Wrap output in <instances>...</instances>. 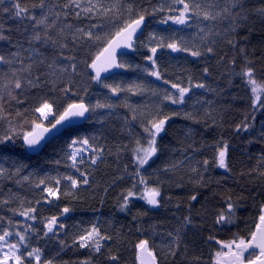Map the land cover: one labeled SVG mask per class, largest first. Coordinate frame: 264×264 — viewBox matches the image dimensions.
Segmentation results:
<instances>
[{
	"label": "trees",
	"instance_id": "16d2710c",
	"mask_svg": "<svg viewBox=\"0 0 264 264\" xmlns=\"http://www.w3.org/2000/svg\"><path fill=\"white\" fill-rule=\"evenodd\" d=\"M19 2L32 10L39 0ZM63 2L59 0L60 4ZM159 2L137 0L135 6L151 11ZM46 3L56 4L57 0H46ZM8 4L9 0H5L4 6ZM225 7L231 11L227 0H219L217 8L222 10ZM243 7L246 19L236 24L223 18L200 23L199 26L205 27L206 31L211 29L213 33H219L211 37L215 40L211 45L214 54L192 57L188 53H171L168 50L158 52L157 56L163 57L158 60L163 77L160 80L143 71L145 67H150L144 59L148 55L147 49L140 47L136 52L122 56L120 60L133 65V68H125L122 73L104 81L125 88L141 84L148 90L143 94H138V90L121 92L119 96L112 95L108 89L89 79L91 70L80 63L85 59L86 52L83 48L76 49L70 38L63 41L69 45L66 49L53 47L50 42L47 45L42 42L29 44L26 37L32 34L31 25H26L28 31L22 35L17 29L22 30L24 24L9 19L10 13L0 14V21L5 27L4 35L9 38L0 41V54L16 52L18 48L13 45L19 41L23 45L19 51L25 63H29L27 58L34 55L25 49L38 48L46 63L63 52L64 56L77 57V67L81 73L63 77L66 81H75L78 93L75 97H63L59 92V87L63 85H59L55 92H49L50 85H47L43 89H31L25 93L27 99L23 104L13 102L12 106L6 105L13 112L17 108H28L24 114L28 122L23 125L24 130L29 128L32 120L38 118V114L32 111L36 105L33 98L36 93L49 99L57 98L61 106L72 99L78 101L83 98L86 103L94 104L97 100L105 102L106 97L110 98L108 102L115 105L112 109H98L96 113L90 114L84 125L66 130L50 141L38 155H29L20 138H15L14 145L0 146V153H3L0 155V167L6 170L3 177H0V201L9 200L7 204L0 203V217L6 218L0 226H7V219H12L14 223H32L43 232L42 218L57 215L59 223L65 227L58 229L55 237L49 240L33 236L30 241L31 246L42 249L41 264H44L45 259H52L53 264H82L88 260L90 264H137L135 245L141 240L148 241L159 264H213L218 246L208 242L210 235L222 241L231 239L235 234L246 235L257 222L261 206L264 205V176L260 175L264 172V137H261L264 132V109L253 110L250 89L245 86V80L239 73L250 66L254 69L257 84L264 85V15L259 14V10L264 8V0H245ZM35 11L39 13V9ZM159 19L160 15L147 18L148 27L140 37L141 40L146 39L151 31L168 34L177 29L178 35L200 46V36L203 34L199 33L196 21L192 22L191 27H183L160 25L157 23ZM66 22L86 26L101 21L89 22L69 17ZM103 23L107 31H115L107 20ZM61 26L58 22L57 28ZM57 28L49 33L54 38L57 36ZM230 40L233 44L228 42ZM95 50L96 46L90 49L91 52ZM60 62L65 66L67 64L62 57ZM136 65H140V68H135ZM16 66L19 67V64ZM204 68L208 69L207 73ZM38 70L48 71L43 65ZM33 71L37 69L34 67ZM189 77L194 84L204 83L206 87L193 88L185 97L184 105L159 103V98L152 95V90L161 94L165 88L173 93L176 91L170 83L165 84L164 80L187 86ZM6 82V79L0 78V84ZM16 93L20 95V90H16ZM261 102H264V93L261 94ZM186 113L192 118H186ZM133 115L137 119L133 120ZM146 115L172 117L163 135L157 138L158 151L155 158L139 170L149 186L160 188V205L149 207L145 201L134 198L128 209L121 211V194L135 180L131 174L136 169L133 153L136 140L139 139L142 144L145 142L141 123ZM245 123L250 125L249 131L237 133L236 126ZM45 125L49 126L48 122ZM16 128L18 132L22 131L19 125ZM6 130L7 123H0V134ZM85 136L90 138L94 146L104 149L96 165H91L87 158L80 165L81 171L88 173L89 184L74 189L75 198L62 196L52 204L42 202L37 207L36 221H27L18 214L14 215L12 209L22 210L21 204L29 207L30 201L34 203L41 198V190L35 187L40 179L65 174L79 176V173L68 167L70 161H67L65 153L71 151L67 146L72 139ZM91 137L96 139L92 140ZM223 142L229 146L227 170L215 164L216 147ZM205 159L209 161L207 170L202 165ZM21 164L24 167L17 174L16 168ZM201 174L203 179L199 180ZM25 177L28 179L25 180ZM66 185V181L62 183L61 192ZM192 195H196L197 199L191 200ZM229 199L235 206L234 223L226 226L215 224L217 213ZM65 206L73 210L59 216ZM186 218L191 222L187 223ZM92 225L99 227L101 234L112 237L111 240L101 242L99 253L73 244V239ZM60 240L65 241L63 249ZM170 250H175V257L170 255ZM113 255L118 258L116 261L109 258Z\"/></svg>",
	"mask_w": 264,
	"mask_h": 264
},
{
	"label": "snow or ice",
	"instance_id": "6c2138e0",
	"mask_svg": "<svg viewBox=\"0 0 264 264\" xmlns=\"http://www.w3.org/2000/svg\"><path fill=\"white\" fill-rule=\"evenodd\" d=\"M137 0H64L62 4L57 0L56 4H48L46 0H39V3L33 6L30 10L23 7L19 0H9V4L5 7V0H0V14L10 13L9 19H15L24 24L25 27L17 29L27 32L26 25L32 27V34L26 37L29 44L33 42H42L44 45L52 44L53 47L66 49L68 43L63 42L71 39L76 49L83 48L86 52L84 60L80 61L87 69L91 70L89 79L103 88L108 89L114 96H119L121 92H134L138 90V94H143L148 90L144 85L135 84L129 87H121L106 83L102 79V73H108L112 69L133 68V65L121 61L117 57L118 49H127L136 52L140 47L147 49L148 55L144 57L149 62L150 67L143 69L147 75L162 79L160 65L158 60L163 57H158L157 53L161 50H168L171 53H188L192 57H201L207 54H214V48L211 46L215 40L211 39L213 33L211 29L205 30V27H200L202 21H216L217 19H230L233 24L246 19L244 13L245 0H227L231 6V11L228 7L222 10L217 8L219 0H160L159 5L153 7L151 11L146 8L136 7ZM167 5V7H165ZM59 7V11H57ZM39 9V13L35 11ZM226 14V15H225ZM259 14L264 15V8L259 10ZM160 15L157 21L160 25H177L183 27H191L192 22L196 21L199 28L200 46L191 44L189 40L177 34L178 30L173 29L171 33L151 31L147 34L146 39L141 40L144 35V30L148 27L146 23L149 16L155 17ZM69 17L75 20H99L100 23H88L86 26L74 25L66 22ZM51 18V19H50ZM115 28L114 32L106 30V25L103 21ZM58 22L62 25L57 28ZM53 28H57V36L54 38L49 33ZM41 29L43 30L41 32ZM234 30V29H233ZM4 23L0 21V41L8 40L4 35ZM11 43V41H9ZM233 44V41H228ZM13 46L17 47L16 52L9 51L7 55L0 54V78L6 79V83L0 84V123H7V130L0 134V146L8 147L14 145L15 138H20L23 144L30 149H35L40 146L41 141L45 139L46 134L53 130L59 131V128L65 124L71 123L74 119L87 118L86 114L96 113L98 109H112L114 104L108 102L110 98H105V102L97 100L94 104L86 103L83 98L78 101L72 99L64 105L58 103L57 98H46L45 95L36 93L33 98L36 100L35 107L32 108L34 114H38V118L30 122L27 130L23 129V125L28 123L24 119V114L28 108L15 109L13 112L10 107L13 102L15 104H23L27 99V95L31 89H43L50 85L49 92L57 91L63 97H75L78 93L75 90L74 80H64L65 75L75 76L81 75L77 67V57L75 55L64 56L63 52L59 56L53 58L51 62L46 63L43 53L38 48L25 49L31 51L34 55L27 59L29 63H25L22 58V53L19 48L23 45L19 41ZM96 46V50L91 52L90 49ZM201 48L203 51H201ZM36 57H39L38 59ZM61 57L67 62L66 66L62 65ZM232 63H235L232 61ZM19 64V67L16 65ZM45 66L48 71H39V66ZM34 67L37 71H33ZM135 68H140L136 65ZM207 73L208 69L204 68ZM239 75L245 80V86L249 87L252 99V107L254 111L264 109V102H261V94L264 93V85H258L254 76V69L246 66ZM10 77V78H9ZM43 77V79H42ZM165 84H171V88L176 91L173 93L167 88L163 93L152 90V95L159 98V103L169 102L172 105H184L185 97L192 91L193 88H205L204 83H193L191 77L188 78L187 86H181L180 83H171L164 80ZM16 90H20V95H17ZM23 96V98H21ZM7 97V98H6ZM259 105V108H257ZM127 106V105H126ZM131 108V106H128ZM134 111V109H133ZM179 113H173L178 115ZM13 117L16 119L14 120ZM49 117H52L49 120ZM186 118H192L190 114H185ZM172 117L165 115L162 118H157L155 115H146L141 123L143 133L145 134V142L142 144L139 139L136 140V147L133 149L134 162L136 165L135 171L131 174L135 177L131 187L121 194L120 210L128 209L129 204L134 198H139L145 201L152 207L160 205L161 191L157 186H149L147 180L141 175L140 169L149 163L158 151L157 138L165 131V126ZM133 120L137 119L135 115ZM39 120V122H37ZM48 122L49 126L45 125ZM16 125H19L22 131L18 132ZM250 125L245 123L237 125L235 131L237 133L243 131L248 132ZM264 137V132L261 133ZM95 140L96 137H91ZM66 152V159L70 161L68 167L74 169L79 176L72 174L50 176L40 179L35 187L41 190V198L33 202H29L31 206L24 207L21 204L22 210L12 209L13 214H18L24 217L27 221H36L38 219L37 207L41 203L52 204L54 201H59L61 197H74V189L79 188L82 184L88 185V173L81 171L80 165L87 160L91 165H96L97 161L102 158L104 149L94 146L90 143V138L77 137L70 141ZM228 143L223 142L218 144L215 152V164L222 169H228ZM87 154V156H86ZM3 155V153H0ZM59 163V161H57ZM209 161L205 159L202 162L203 167L207 170ZM23 164L16 168L17 174L20 172ZM5 169L0 167V177H3ZM197 171V169H193ZM264 176V172L260 173ZM25 180L28 177L24 178ZM199 180L203 179L202 174L198 176ZM67 182L65 190L61 192V185ZM197 196L192 195L191 200H196ZM2 204L9 203L5 199L0 201ZM73 209L65 206L60 210L59 216H64L70 213ZM6 218L0 217V225ZM235 206L231 200L225 201V207L220 210L215 219V224L226 226L234 223ZM186 222L190 223V219L186 218ZM44 231L34 227L32 223L22 224L14 223L12 219H7V226H0V264H41L43 256L40 247L31 246L30 241L33 236L38 238H48L57 235V230H62L65 225L59 223V217L52 215L44 217L41 220ZM22 229V230H21ZM49 234H52L50 237ZM112 237L101 234L99 227L92 225L90 229L85 230L78 237L73 239V244L79 248H90L93 252L99 253L102 248V241L111 240ZM178 239V238H177ZM209 243H215L218 247L214 252L213 264H264V205L261 206L257 222L247 232L246 235L235 234L227 241L216 239L215 236L207 238ZM61 248L65 247V241L60 240ZM138 249L139 264H158V257L148 247L147 240H141L135 245ZM170 255L175 257V250H170ZM112 261H116V256L109 257ZM44 264H53L52 259H45ZM82 264H90V260L82 262Z\"/></svg>",
	"mask_w": 264,
	"mask_h": 264
},
{
	"label": "water",
	"instance_id": "95a60500",
	"mask_svg": "<svg viewBox=\"0 0 264 264\" xmlns=\"http://www.w3.org/2000/svg\"><path fill=\"white\" fill-rule=\"evenodd\" d=\"M146 23H147V21H146ZM144 31H145V30H144ZM131 52H132L131 50H127V49H123V48L118 49V50H117V57H118V59L120 60V58H121L123 55H128V54H130ZM122 71H123L122 69H112V70H111L110 72H108V73H102V79H103V80L109 79V78H111V77H113V76H115V75H118V74L122 73ZM89 116H90V114H86V117H87V118L74 119V120L71 121V123H69V124H65L63 127L59 128V131H57V130H53L51 133L46 134L45 139H44L43 141H41L40 146H38V147L35 148V149L27 148V147L23 144L25 150H26L27 153H28L29 155H31V156L38 155V154L43 150V148H44V147H45L50 141H52L54 138H57V137L61 136L66 130H68V129H70V128H75V127H79V126L84 125V124L88 121ZM163 133H164V132H162V133L160 134V136H162ZM160 136H159V137H160ZM155 156H156V155H155ZM155 156H154L152 159H154ZM149 206H150V205H149ZM150 207H152V206H150ZM148 247H149V245H148ZM149 248H150V247H149ZM137 260H138V264H139V259H138V249H137ZM158 264H159V263H158Z\"/></svg>",
	"mask_w": 264,
	"mask_h": 264
},
{
	"label": "rangeland",
	"instance_id": "374dc122",
	"mask_svg": "<svg viewBox=\"0 0 264 264\" xmlns=\"http://www.w3.org/2000/svg\"><path fill=\"white\" fill-rule=\"evenodd\" d=\"M259 85V84H258ZM49 118H51V117H49ZM146 203V202H145ZM10 264H11V262H10Z\"/></svg>",
	"mask_w": 264,
	"mask_h": 264
},
{
	"label": "bare ground",
	"instance_id": "6f19581e",
	"mask_svg": "<svg viewBox=\"0 0 264 264\" xmlns=\"http://www.w3.org/2000/svg\"><path fill=\"white\" fill-rule=\"evenodd\" d=\"M137 264H138V260H137Z\"/></svg>",
	"mask_w": 264,
	"mask_h": 264
}]
</instances>
